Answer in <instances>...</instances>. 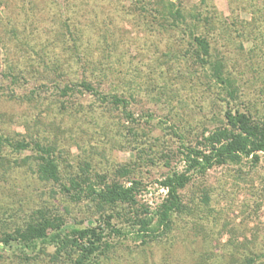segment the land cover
Returning <instances> with one entry per match:
<instances>
[{
    "label": "rangeland",
    "instance_id": "rangeland-1",
    "mask_svg": "<svg viewBox=\"0 0 264 264\" xmlns=\"http://www.w3.org/2000/svg\"><path fill=\"white\" fill-rule=\"evenodd\" d=\"M61 1V18L70 26L81 64L98 68L104 57L103 67L109 70L102 91L125 95L127 110L136 119L135 125L128 123L120 110L87 94L52 99L47 89L51 84L36 79L26 61L36 59L30 47L40 54V47L51 40L59 12L51 0H0V135L53 145L62 183L87 177L96 181L97 189L98 177L124 184L136 180L141 183L138 204L153 211L166 195L159 181L171 170L182 171L172 127L193 144L202 131L221 124L228 108L264 120V17L258 16L252 27L242 24L251 18L247 0H171L190 16L198 10L211 17L216 39L212 53L222 63V77L233 83L234 100L214 72L195 63L188 33L146 23L134 11V0ZM29 24L32 33L23 48L22 31ZM222 24L225 32L219 30ZM44 52L48 60L68 59H61L65 74L81 80L82 66L75 65L74 52L53 44ZM13 66L12 82L6 72ZM6 152L12 168L5 163L8 172H0V235L23 228L39 213L58 219L64 229L102 222L95 203L74 201L58 184L37 179L31 171L37 157L32 150ZM179 193L189 209L174 217L160 242L146 247L130 237L114 239L108 256L96 264H232L251 251L260 256L255 264H264V155L254 167L248 162L215 167ZM113 221L124 225L120 218ZM54 253L53 246L32 250L0 244V264H71L65 254L52 262ZM36 254L30 262L22 258Z\"/></svg>",
    "mask_w": 264,
    "mask_h": 264
},
{
    "label": "trees",
    "instance_id": "trees-1",
    "mask_svg": "<svg viewBox=\"0 0 264 264\" xmlns=\"http://www.w3.org/2000/svg\"><path fill=\"white\" fill-rule=\"evenodd\" d=\"M201 1L203 4L205 3V0ZM133 2L134 11L138 12V16L146 23H157L163 27V30H166V27L176 29L183 35L188 33L189 38L193 41L194 50L192 54L195 63L200 64L203 68L206 67L205 71L214 72L217 80L220 81L221 88L223 86L227 90L229 88V97L234 100L233 83L228 78L222 77V63L220 65L212 53V44L216 39L214 36L215 27L209 15H204L203 12L197 10L193 16H190L177 1L134 0ZM247 2L246 7L250 8L251 18L249 22L242 21L241 23L252 27L257 23L258 16L264 17V0H247ZM51 3L59 12L58 20H55L56 23H52L53 27L50 29L52 36H48L51 40H46L45 44L40 47L42 55L30 47L32 52L36 54V59L33 60L32 57H28L26 61L28 69L31 70L36 79L42 78L44 84L46 81L51 84L47 89L51 91L52 99H77L75 96L80 95L82 97L87 94L120 110L125 115L126 121L135 125L136 119H134L133 113L127 110L129 103L126 96L115 89L108 92L101 89L103 78L109 70V68L103 67L101 59L104 57L96 63L98 68H91L92 70L87 61L81 64L82 59L78 57L76 42L70 26L65 18H61L64 8L62 1L51 0ZM54 16L56 17V14ZM189 16L192 17L191 20L188 19ZM262 25L264 26L263 21ZM225 29V25L222 24L219 30L225 32ZM22 33H25L26 39V42L22 43V47L27 48L28 37L32 33L30 32V24L23 27ZM13 35H16L15 31H13ZM14 39L16 40V38ZM52 44L59 45L63 51L74 52L75 55L72 57H77L75 65L82 66L83 77L81 80H76L75 77L72 78L65 74L67 69H64L65 62L61 60L64 57L52 56L50 60L47 59L48 56H45L44 50ZM39 45L40 43H35L33 47H39ZM64 60L69 61L68 59ZM33 64L41 66L42 71L37 72ZM15 71L17 69L13 66L6 72V75L12 77V82L16 81L12 74ZM95 78L96 82L94 83ZM131 132L134 135V132ZM170 132L177 139L176 154L182 163V171L171 170L159 181V186L166 190V195L153 211L138 204L137 195L141 183L136 180H130L124 184L119 181H102V178L98 177L100 183L97 189L96 183H93L96 181L87 177L78 176L77 179H70L69 182L62 183L53 145H45L39 140L34 141L32 139L16 141L0 135V172L2 171V174L8 172L5 163L8 164L9 168H12L4 155L7 153L6 150L15 154L32 150L37 157H34L36 164L33 165L31 171L38 180L56 183L70 199L74 201L89 200L95 203L98 212H102V222L99 225L93 227L73 226L69 229H64L58 219L46 217L39 213L38 217L28 221L23 228H18L12 232H2L0 244L8 248L15 244L32 250L36 249L37 246H53L55 253L51 258L52 262H57L61 254H65L71 264H96V259L106 257L113 248L114 239L122 240L130 237L131 240L139 241L140 244L147 247L151 243L160 242L163 237L167 236L172 229L174 217L189 209L182 204L179 192L193 178H202L209 170L228 164L239 165L248 162L254 167L264 155V120L254 117L251 112L246 110L226 109L222 114L221 124L213 129L202 131L193 144H188L185 136L176 131L175 128L172 127ZM164 164L167 167L170 165L167 160ZM123 174L127 175L128 173L125 170ZM106 208L111 209L112 213H104ZM118 208L123 213L120 214L116 211ZM115 218L122 219L124 225L117 226L113 221ZM232 248L235 249V246ZM251 254V256L242 257L239 262L237 259L233 260L232 264H236V260L237 264H255L260 256L255 252L252 253V251ZM37 255L32 258L24 255L22 258L24 261L30 262L35 260Z\"/></svg>",
    "mask_w": 264,
    "mask_h": 264
}]
</instances>
